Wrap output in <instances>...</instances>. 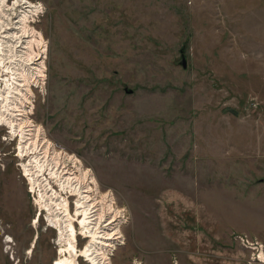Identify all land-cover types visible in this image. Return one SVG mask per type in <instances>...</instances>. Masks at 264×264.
<instances>
[{
  "label": "rangeland",
  "instance_id": "1",
  "mask_svg": "<svg viewBox=\"0 0 264 264\" xmlns=\"http://www.w3.org/2000/svg\"><path fill=\"white\" fill-rule=\"evenodd\" d=\"M23 1L44 52L6 53L0 89L42 62L31 119L125 211L111 264H250L237 236L264 252V0ZM5 136L0 264H54Z\"/></svg>",
  "mask_w": 264,
  "mask_h": 264
},
{
  "label": "built area",
  "instance_id": "2",
  "mask_svg": "<svg viewBox=\"0 0 264 264\" xmlns=\"http://www.w3.org/2000/svg\"><path fill=\"white\" fill-rule=\"evenodd\" d=\"M30 102L31 106L26 103L20 107V123H23L20 126V135L3 127L6 138L3 137L2 140L13 143L12 155L17 160L16 167L19 169L26 192L35 209L32 224L40 221L52 229L57 238L59 227L57 218H66L75 232L74 246L83 248L88 243V238L84 237L85 234L81 232L76 220L77 217H81L78 211L83 208L82 203L86 204L83 197H86L87 202H98L103 196V202L108 206V211L100 219L97 231L102 233L104 231L111 236L112 239L108 241H111L115 248L120 246L123 238L118 231H121L120 228L125 222L124 209L115 203L111 191H100L89 167L83 165L73 153L51 140L42 126L31 119V95ZM40 195H42L41 199ZM54 215L55 218H53ZM236 240L252 251L250 264H264L260 257L264 254L261 243L252 241L246 236H237ZM114 250L113 247L111 249L107 247L106 252L109 258L107 264H111L110 257ZM79 258L84 264H90L85 257ZM130 264L142 263L133 259Z\"/></svg>",
  "mask_w": 264,
  "mask_h": 264
},
{
  "label": "bare ground",
  "instance_id": "3",
  "mask_svg": "<svg viewBox=\"0 0 264 264\" xmlns=\"http://www.w3.org/2000/svg\"><path fill=\"white\" fill-rule=\"evenodd\" d=\"M15 9H18L17 12H15ZM36 13H38V8L23 0H14L12 2H9V0H0V24L5 27L13 26L12 29L17 30L16 32L13 31L8 37H0V60H3L6 53H8V55L13 53L14 51L12 52V49L15 50L18 43L24 45L21 49L23 52H21V50L16 52H20V56L22 54V57L23 55L25 56L26 63H31L36 57H38V55L35 56L33 54V45L36 46L39 52H44L42 37L38 34L37 40L33 39L36 33L27 28L29 18L33 17ZM15 19L16 21L14 22L13 20ZM19 33L27 40L21 41L20 36H18ZM6 37L8 38L7 43L4 40ZM9 40L12 41L11 45ZM4 43L6 46L3 45ZM41 58L42 57L39 56L35 61ZM42 69L43 65L40 61L35 64L34 67L29 68V71L27 72L19 69L11 70V78L8 79V82H10L5 84L3 90L0 89V127L8 128L12 133L18 132L20 135V126L23 124L20 123V107L26 103L31 106V91L27 87V83L29 82V79L33 82L40 80L43 77ZM95 182L97 183L96 180ZM39 198L41 199L42 195H40ZM83 198L85 199L86 204L82 203L83 208L78 211V214L81 217H77L76 220L81 232L85 231L83 232V234H85L84 237L88 238V240L91 239V242L88 241L82 250H77L76 246H74V241L76 239L73 237L75 232L72 225L66 221V218L58 217L59 227L57 243L59 244L61 251L64 252V256L59 257L54 264H76L75 255L78 257H85V260L89 261L90 264H107V260H109L106 252L107 247H109V249L112 247L115 249L113 243L108 241L109 239H112L111 236L104 233V231L103 233L102 231H97L100 219L108 211V206L103 202V196L98 202H87L86 197ZM96 206L98 207L96 208ZM55 217L56 216L54 215L53 218ZM118 232L121 235V231ZM260 257L264 261V255L262 254Z\"/></svg>",
  "mask_w": 264,
  "mask_h": 264
},
{
  "label": "water",
  "instance_id": "4",
  "mask_svg": "<svg viewBox=\"0 0 264 264\" xmlns=\"http://www.w3.org/2000/svg\"><path fill=\"white\" fill-rule=\"evenodd\" d=\"M181 65H182L183 68L185 67L184 61L181 62Z\"/></svg>",
  "mask_w": 264,
  "mask_h": 264
}]
</instances>
